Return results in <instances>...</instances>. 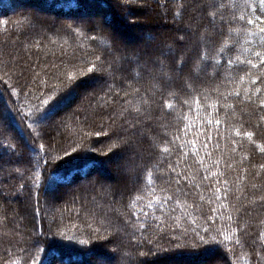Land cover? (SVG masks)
<instances>
[{
    "label": "trees",
    "instance_id": "trees-1",
    "mask_svg": "<svg viewBox=\"0 0 264 264\" xmlns=\"http://www.w3.org/2000/svg\"><path fill=\"white\" fill-rule=\"evenodd\" d=\"M146 1L195 30L158 47L176 54L124 57L119 68L110 38L76 16L96 4L114 24L125 0H0V264H94L93 252L109 251L117 264H264V10L258 0ZM61 97L67 109L37 122ZM138 135L145 147L132 149ZM113 151L137 176L119 195L91 176L100 168L115 181ZM46 191L57 195L50 212Z\"/></svg>",
    "mask_w": 264,
    "mask_h": 264
},
{
    "label": "rangeland",
    "instance_id": "rangeland-1",
    "mask_svg": "<svg viewBox=\"0 0 264 264\" xmlns=\"http://www.w3.org/2000/svg\"><path fill=\"white\" fill-rule=\"evenodd\" d=\"M128 6H131L132 12L129 10ZM98 8L102 9L103 7L99 5ZM157 11L160 12L161 17L158 18L156 23H152L153 24L152 26L150 27H148V25L145 26V23L143 22V20L153 18V16L156 15ZM111 12H113L112 14L118 17V20H119L118 22H115L114 24L113 23L105 24L104 17L99 16L98 14L90 15L87 17L84 16V18H87V21H89V23L93 27H95L96 29L102 30L110 38L111 46H109L107 50L109 54H113V50H114L120 53V55H122L121 61H120L121 66L119 68L122 67L123 62L126 59L127 61L131 63H135L138 61L142 62V59H144L145 57H152V62H155V61L157 62L159 60V56H162V58H165L167 55H170L171 53L172 55L176 54L177 50L175 49V46L173 44H172L173 46L172 50L166 48L167 51L166 49H164L163 51L159 52L158 47H161L160 45L163 44V41L164 43L165 41L171 42V39H175L178 42H180L183 40L182 38L184 37L185 32L191 33L195 30L191 26H190L191 28H188V26L185 27L183 24L180 25L178 21L174 22L176 24H172L173 21H170L169 19L165 18V15H164L165 7L155 5L146 0L144 2H141L139 0H125L123 7L119 9H114ZM36 16L40 18V15L38 13H36ZM46 19H48L49 23L52 22V20H54L52 16H47ZM84 20L86 21V19ZM152 53L153 55L146 56V54H152ZM10 57L11 56H6L5 59L8 60V58ZM124 57L126 59H124ZM12 70L13 72H15L17 70V67L13 69L11 68V71ZM192 73L193 74H191L192 75L191 77L192 79H195V77L197 76L195 68L192 69ZM156 75L157 77H160L162 81H164V83L165 81L166 82L170 81V80H167L165 77L162 78L159 75V72H157ZM181 75H182V71L177 70L176 73H174V76L178 78L181 77ZM97 82L98 81H94V82L90 81L85 86L86 88L91 89L97 85ZM71 102L72 100L67 102L68 105H70ZM66 106L67 104L64 107L59 108L58 111L67 109ZM143 136L144 135H138L136 138L128 141L127 142L128 146L131 147L132 149H134V147H139L140 145L142 146ZM54 141H55V135H54ZM116 149L118 150V148H115L113 150L115 151ZM114 151L112 152L113 154H111L109 158L110 166L109 165L108 166L110 167V170L108 169L107 171L108 173H110L111 175L110 177H112L115 181L114 182L109 181V178L107 176H103L97 172L95 174H91V176L92 177L98 176L100 183L102 185H105L107 187L109 186V188L111 187V191H113V194L119 195L123 193L125 189L122 186L120 187V185L118 184L122 181V183H124L123 186L128 189L137 180V176H135L134 174L135 167L132 165H129L125 157L115 155ZM100 162H101L100 164L102 165H107V164H103V161H100ZM75 183H76V180L73 182V184ZM70 187L71 185H67V186H62L60 188L62 191H66V189H69ZM114 187H116V189ZM56 194H59V192ZM56 196L57 195L55 194L53 195L49 191H46L42 195V198L43 200H45L46 205H47V206H44L45 212H50V209L53 208L56 202V198H57ZM101 248L103 249V251L107 250L106 248H103V246H101ZM109 252L112 253L111 258H106V256L105 257L99 256L96 258L94 264H101V262H103V264H117L115 262V253L113 251H109ZM212 258L216 259L220 263L222 262L220 256L212 255L209 257L208 260H193L192 262H184L182 260H174V261L167 260L166 264H206Z\"/></svg>",
    "mask_w": 264,
    "mask_h": 264
},
{
    "label": "snow or ice",
    "instance_id": "snow-or-ice-1",
    "mask_svg": "<svg viewBox=\"0 0 264 264\" xmlns=\"http://www.w3.org/2000/svg\"><path fill=\"white\" fill-rule=\"evenodd\" d=\"M245 7H247V4L245 5ZM258 9L259 10H264V0H258V5H257ZM256 9H254L255 11ZM241 19H243V17H241ZM248 23L251 24L253 23L252 20H248ZM260 32L261 33H264V28H261L260 29ZM260 42L261 44H264V36H262L260 38ZM257 56H261L262 54L261 53H256ZM261 63L264 64V59L261 60ZM89 72H92L93 69L92 68H89L88 69ZM178 71H182V69H178ZM69 79H72V77L70 76ZM161 83L163 84L164 81H161ZM253 83H255V81H253ZM257 92H259V89H257ZM237 95H239V93H237ZM67 99V97H61L57 100H55L53 103H51V105L39 116L37 122H41V121H47V120H51L55 114H56V111L59 109V107L61 106L62 103L65 102V100ZM44 103H48L47 100L43 101ZM261 107H264V104L261 105ZM36 112H40V107L39 105L36 106ZM219 123V122H218ZM237 135H239V132L237 133ZM246 135L251 139L254 135L253 132H247ZM41 149H43V145H40ZM120 147V144L119 143H116V144H113V145H110L109 147V151H112V149L114 148H119ZM193 148H195V144L193 143L192 145ZM163 151L165 153H167L169 151V149L167 147H165L163 149ZM260 151L261 152H264V147L260 148ZM116 155H118V153H116ZM193 155H195V153H193ZM152 177L149 176V181H151ZM217 192H219L220 190L217 189L216 190ZM229 219H231V217H229ZM208 230L205 229V232H207ZM264 235V234H262ZM213 241H215V237L212 238ZM223 239L229 243H232V237L230 235H228L227 233H224L223 234ZM201 243H204V238L201 237ZM81 243L83 244L84 241H81ZM236 243H239V241L237 240ZM33 259V264H35V258H32ZM101 264H103V262H101Z\"/></svg>",
    "mask_w": 264,
    "mask_h": 264
},
{
    "label": "bare ground",
    "instance_id": "bare-ground-1",
    "mask_svg": "<svg viewBox=\"0 0 264 264\" xmlns=\"http://www.w3.org/2000/svg\"><path fill=\"white\" fill-rule=\"evenodd\" d=\"M103 11H105V9L98 8V6L96 4H93L92 7L90 8V11L88 10V12L83 14L82 16H76V17H84V16L87 17V16H90V15H97V14L99 15ZM106 164H107V161H106ZM99 170H101V169L100 168H93L92 169L93 172H100ZM103 172L105 173L106 171H103ZM95 258H97V254L95 252H93L89 256V261L92 263Z\"/></svg>",
    "mask_w": 264,
    "mask_h": 264
}]
</instances>
